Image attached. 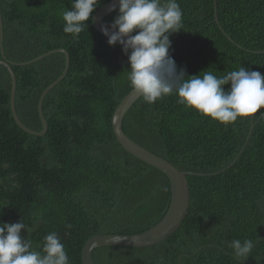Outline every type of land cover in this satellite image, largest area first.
<instances>
[{"label":"trees","instance_id":"16d2710c","mask_svg":"<svg viewBox=\"0 0 264 264\" xmlns=\"http://www.w3.org/2000/svg\"><path fill=\"white\" fill-rule=\"evenodd\" d=\"M108 1L0 0L8 61L69 56L43 100L42 136L15 124L0 66V264H81L89 238L141 233L168 206L166 177L112 132L139 62L94 29ZM103 22L157 56V76L122 130L186 173L190 204L161 243L98 247L93 263L264 264V0H129ZM64 65L58 52L11 67L28 129H42L38 99Z\"/></svg>","mask_w":264,"mask_h":264},{"label":"water","instance_id":"95a60500","mask_svg":"<svg viewBox=\"0 0 264 264\" xmlns=\"http://www.w3.org/2000/svg\"><path fill=\"white\" fill-rule=\"evenodd\" d=\"M129 0H110L99 9L92 16V25L94 29L102 36L106 37L111 42L124 46L132 50L139 62V71L136 85L121 99L118 106L114 110L111 117L112 132L117 143L128 154L138 159L140 162L160 171L168 180L169 184V203L160 218V220L149 227L147 230L137 234H102L95 235L89 238L83 245L81 250V264H94L92 260V253L98 247L117 246V247H147L153 246L164 241L175 233L186 218L189 204L190 192L186 179V173L180 172L163 158L150 152L144 147L140 146L131 140L122 130V121L125 114L140 99L150 88L158 73V59L152 48L140 38L122 32L120 30L107 27L103 20L105 17L126 3ZM3 28L0 14V66H2L10 75L11 79V93H10V110L15 124L25 133L32 136H42L46 133L47 126L43 116L42 103L46 94L53 89L65 76L69 68V56L62 50L50 51L38 58L24 63H14L8 61L3 52ZM63 53L65 55L64 70L56 81L46 87L37 103V112L40 119L42 129L40 131H33L25 127L19 121L14 109V97L16 89L15 75L11 69L12 66H27L37 62L46 56L54 53Z\"/></svg>","mask_w":264,"mask_h":264},{"label":"rangeland","instance_id":"374dc122","mask_svg":"<svg viewBox=\"0 0 264 264\" xmlns=\"http://www.w3.org/2000/svg\"><path fill=\"white\" fill-rule=\"evenodd\" d=\"M161 243V242H160ZM159 244V243H158ZM156 245V244H155Z\"/></svg>","mask_w":264,"mask_h":264}]
</instances>
